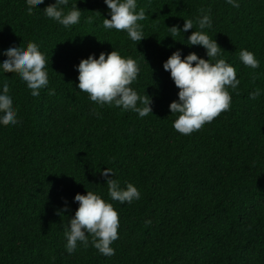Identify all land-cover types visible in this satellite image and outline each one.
I'll list each match as a JSON object with an SVG mask.
<instances>
[{"label":"trees","instance_id":"1","mask_svg":"<svg viewBox=\"0 0 264 264\" xmlns=\"http://www.w3.org/2000/svg\"><path fill=\"white\" fill-rule=\"evenodd\" d=\"M55 2L29 12L26 0H0V63L10 46L35 42L49 79L33 97L19 74L0 71L20 121L0 124V264H264V0H239V8L225 0H137V12L146 13L140 42L103 28L111 18L104 0H70L65 11L75 3L81 10L70 28L44 15ZM201 9L212 18L204 31L221 47L216 59L236 68L240 85L228 88L229 110L183 135L170 111L179 89L163 64L177 50L210 59L202 46L185 43L200 30ZM188 19L193 29L173 38L170 27L182 29ZM241 49L254 53L259 68L240 61ZM114 50L137 62L131 87L151 97L153 114L100 107L78 89L81 60ZM256 89L261 95L251 99ZM106 168L141 198L111 200ZM87 191L119 214L112 256L100 254L91 237L87 247L66 250L75 195Z\"/></svg>","mask_w":264,"mask_h":264},{"label":"clouds","instance_id":"2","mask_svg":"<svg viewBox=\"0 0 264 264\" xmlns=\"http://www.w3.org/2000/svg\"><path fill=\"white\" fill-rule=\"evenodd\" d=\"M45 0H26L27 10L33 11L37 5ZM110 10V19H103L105 30L115 29L126 32L133 42H140L145 38L142 25L139 21L145 19L143 8L137 12V0H104ZM234 8H239V0H225ZM70 0H56L55 4L47 6L44 15L56 21L65 28L79 24L81 10L77 3L68 8ZM205 13L204 9H201ZM87 23H93V17H88ZM200 30H195L187 38L189 46L199 45L206 49L210 59H204L195 52L182 58V51H175L163 64V68L170 72L171 78L179 89L178 101L170 104L172 115H176L173 128L183 134L190 135L200 130L206 123H211L223 111L229 110L232 97L228 88L236 90L240 85L236 68L224 59H216L221 52L217 40H213L204 31L212 27V18L208 13L197 18ZM193 20H185L183 28L170 27L171 36L174 38L179 33H187L193 29ZM139 44V43H138ZM137 44V45H138ZM7 59L0 63L3 73H17L22 81L31 90L33 97L39 96L40 90L49 85L48 71L46 68V55L40 51L35 42H28L26 46H10L3 53ZM240 61L249 68H259V61L254 53L241 49ZM77 67L78 89L88 94L90 101L100 107L105 105L121 108L123 111L137 113L140 118L152 112V99L149 95L141 96L131 87L140 72L137 62L132 58L122 57L117 50L111 53H101L99 58L95 54L82 59ZM50 95L55 94L54 89L49 90ZM261 95V90L256 89L250 93L251 99ZM150 97V99H149ZM98 114V113H97ZM20 121L14 107V98L10 92L8 82L5 80L0 86V124L16 126ZM115 176L111 168L101 171L106 180L108 194L111 200L121 204L132 203L141 198V193L135 185L128 183L122 188L119 182L109 178ZM79 207L75 216L65 227L67 240L66 250L72 253L76 250L78 242L85 247L91 245L104 256L115 254L111 247L118 237L119 214L111 203L106 202L100 195L87 191V194H76L74 198ZM67 211V207L64 209Z\"/></svg>","mask_w":264,"mask_h":264}]
</instances>
